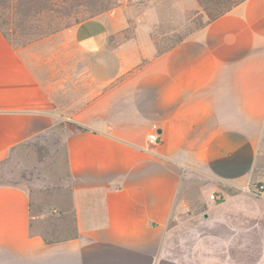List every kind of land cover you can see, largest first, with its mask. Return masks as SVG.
Masks as SVG:
<instances>
[{"label": "crops", "instance_id": "obj_1", "mask_svg": "<svg viewBox=\"0 0 264 264\" xmlns=\"http://www.w3.org/2000/svg\"><path fill=\"white\" fill-rule=\"evenodd\" d=\"M147 16L116 8L21 48L0 31V162L69 121L77 230L45 241L28 193L0 185V264H264V199L244 189L264 183V0L163 52ZM192 177L220 199L199 263L165 245Z\"/></svg>", "mask_w": 264, "mask_h": 264}, {"label": "rangeland", "instance_id": "obj_2", "mask_svg": "<svg viewBox=\"0 0 264 264\" xmlns=\"http://www.w3.org/2000/svg\"><path fill=\"white\" fill-rule=\"evenodd\" d=\"M3 1L0 0L2 7L8 8L15 5L11 3L6 6ZM108 6L111 7L98 13V9ZM61 7V5L58 6V8ZM116 8L125 9L131 16L136 15V17L144 13L148 14L147 21L144 22L151 24L148 35L155 52L166 51L208 22V16L197 0L90 1L76 6L67 13L65 12L69 9L55 11L51 18H57V20H55V31L51 34L37 37L38 32L45 26H34L38 24V21L26 24L28 31H36L28 45L36 44L87 19L99 17ZM9 13V11H3L0 14L7 19ZM60 44L61 42L54 37L32 48L52 49L61 47ZM55 65L54 60L52 66ZM47 69L49 71V67ZM59 100L64 103L66 109L70 108L68 97ZM66 124H70L69 121H65L63 126H57L46 136L23 144L6 160L0 162V185L21 187L30 197L32 232L55 241L70 239L76 232L71 179L66 160V137L69 133V127ZM201 181L198 177H192L187 182L183 210L171 223V232L165 241L166 247L173 255L193 263H199L201 257L200 229L205 226L204 224L209 223L206 222L205 215L208 214V219L213 222L217 218V213L212 212L208 206V202L212 201L210 197L213 193L203 192ZM214 202L218 203L220 200Z\"/></svg>", "mask_w": 264, "mask_h": 264}, {"label": "trees", "instance_id": "obj_3", "mask_svg": "<svg viewBox=\"0 0 264 264\" xmlns=\"http://www.w3.org/2000/svg\"><path fill=\"white\" fill-rule=\"evenodd\" d=\"M11 1H15V2H11ZM90 1L97 2L102 0H4L3 4L6 6L7 4H11V3H15V5L11 7L8 6V8L2 7L0 5V13L3 11L10 12L8 14L7 19L3 16V14H0V31L7 38V40L15 47L17 48L25 47L31 43L32 41L31 39L33 35L36 34V31H33L34 33L32 31H28L26 29V24H29L32 21H38V24L34 26H38V27H41L42 25L45 26L43 29L40 30V32H38L37 37H42L44 35L51 34L55 31V20H57V18H51V16L55 11L59 12L63 8L69 9L65 12L67 13L70 12L76 6H79L84 2H90ZM197 1L203 7L205 13L208 16V22L206 23V25H208L213 21L217 20L218 18L226 15L233 8L242 4L246 0H197ZM59 5H61L62 7L58 8ZM109 7L111 6H108L107 8L101 7L100 9H98V13H101L109 9ZM65 15H70V14H65ZM57 30L58 29H56V31ZM182 40H180L179 42H181ZM43 239L45 238L43 237ZM45 241L49 243H53L56 242L57 240L55 241V240L45 239Z\"/></svg>", "mask_w": 264, "mask_h": 264}, {"label": "built area", "instance_id": "obj_4", "mask_svg": "<svg viewBox=\"0 0 264 264\" xmlns=\"http://www.w3.org/2000/svg\"><path fill=\"white\" fill-rule=\"evenodd\" d=\"M148 141L150 144L157 145L160 142V136L157 132H154L149 135ZM244 189L246 192L256 196L257 198L264 199V183L249 184ZM210 198L212 201L220 200L217 194H212Z\"/></svg>", "mask_w": 264, "mask_h": 264}, {"label": "water", "instance_id": "obj_5", "mask_svg": "<svg viewBox=\"0 0 264 264\" xmlns=\"http://www.w3.org/2000/svg\"><path fill=\"white\" fill-rule=\"evenodd\" d=\"M206 217H207V215H206Z\"/></svg>", "mask_w": 264, "mask_h": 264}]
</instances>
